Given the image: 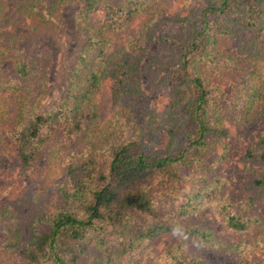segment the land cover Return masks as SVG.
I'll use <instances>...</instances> for the list:
<instances>
[{"label": "trees", "instance_id": "1", "mask_svg": "<svg viewBox=\"0 0 264 264\" xmlns=\"http://www.w3.org/2000/svg\"><path fill=\"white\" fill-rule=\"evenodd\" d=\"M36 1V14H42L39 5L43 4L44 9L47 3ZM74 1L86 2L77 23L88 38L70 77L66 92L68 100H62L64 108L41 107L39 103L44 91L31 89V92L24 81L15 85L12 79L13 89L7 87L0 93V165L6 152H13L23 169H33L43 147L48 145L49 159L57 166L50 167L56 168L61 175V202L47 213L35 216L30 227V240L19 264H81L92 246L98 250L92 264H113L140 243L182 228L186 216L191 213L189 208L196 207L194 196L201 191L189 194L182 210L186 215L180 220L174 216L173 209L163 205L165 195H174L176 199L175 192L183 179L180 168L196 159L189 152L207 144L206 138L210 134L222 136L225 132L220 127L219 115L211 106L210 90L200 65L207 66L210 50L216 47L219 35L233 33L230 27L232 12L243 13L245 29L264 30V0H204L199 9H192L191 19L181 20L183 30L188 27L184 41L164 38L165 42L169 38L178 56L176 63L166 67V82L178 96L168 118L171 125L167 127L173 139L182 133L183 146L175 145L173 150L151 154L144 151L140 141L128 140L113 144L109 149L89 145L81 151L72 148L68 152L65 147H70L75 133L83 129L84 118L97 116L98 96L105 80H113V97L117 101L140 89L139 60L130 47L136 49L140 38H150V30L156 27L164 7L157 0L155 3L152 0H52L50 4L55 11L59 2ZM102 2H107L106 17L114 16L113 20L109 17L103 24L101 20L89 19L87 12ZM34 6L31 4L33 10ZM136 21L142 28L131 36L130 47L120 44L114 47L111 39L105 37L106 33L122 32ZM251 58L258 62L264 60L263 42L255 43ZM14 59L15 71L20 78L39 74L34 61H28L23 55ZM256 75L252 85L250 81L247 107L264 105V73L257 70ZM41 81L45 83L43 77ZM119 110L126 117L132 113L131 106L122 105ZM101 149H106L108 157H100ZM246 156L264 164V150L249 149ZM254 183L264 185V171ZM214 197L230 231H246L259 224L257 217L230 212L226 204L230 202L220 198L221 195ZM19 209L0 202V229L7 235L4 246L9 255L1 264H14L24 244ZM166 214L174 219H164ZM190 232H198L204 240L208 238L205 230ZM160 258L158 264H208L200 257L184 256L179 245L168 248Z\"/></svg>", "mask_w": 264, "mask_h": 264}, {"label": "rangeland", "instance_id": "2", "mask_svg": "<svg viewBox=\"0 0 264 264\" xmlns=\"http://www.w3.org/2000/svg\"><path fill=\"white\" fill-rule=\"evenodd\" d=\"M51 1L45 0L44 9L40 4L42 14H36V0H0V93L7 87L13 89L12 79L15 85L24 81L30 91H44L39 103L41 107H57L58 110L64 108L62 100L66 99L72 71L88 38L77 23L78 14L86 2H59L53 11ZM157 1L164 6L161 8L163 15L156 27L150 30V38H140L136 49L131 48L130 43L131 36L142 28L138 21L122 32L105 35L114 47L118 44L129 46L138 57L140 89L117 101L113 97V80H105L98 96L97 116L84 118L83 129L75 133L71 146L65 147L66 151L72 148L81 151L89 145L109 149L113 144L128 140L140 141L144 151L151 154L173 150L175 145L183 146L182 133L173 139L167 127L171 125L168 118L178 99L175 89L166 82V67L176 63L178 57L169 38L184 41L188 27L184 31L181 20L191 19L192 9H199L205 1ZM106 3H97L88 9V18L101 20V24L109 17L113 20L111 14L106 17ZM31 4H35V10ZM230 20L233 33L219 35L216 47L210 50L207 66L200 65L210 90L211 106L219 115L220 127L225 132L222 136L210 134L206 138L207 144L189 152V155L196 156L195 162L181 166L183 179L175 192L176 199L174 195H165L163 204L169 210L173 209L174 216L180 220L186 215L182 210L189 194L199 190L201 193L193 198L196 207L189 208L191 213L186 216L182 228L140 243L113 264H158L160 256L173 245H179L184 256L200 257L208 264L264 263V185L254 183L261 177L264 164L246 156L249 149L264 150V105L247 107L250 81L252 85L257 70L264 73V60L258 62L251 58L255 43H264V30L245 29L244 15L238 11L232 12ZM165 37H169L166 42ZM19 55L34 61L35 68L41 72L36 70L39 74L28 79L20 78L13 62ZM41 77L45 79L43 84ZM122 105L131 106L132 113L127 117L122 116L119 110ZM212 121L215 123V118ZM49 148L48 145L43 147L33 169H23L13 152H6L0 165V202L20 208L24 227V244L14 264L23 260L35 216L47 213L61 202V175L56 168L50 167L57 166L49 159ZM106 149L99 150L101 158L108 157ZM214 195H221L220 198L230 202L226 203L230 212L257 217L259 224L246 231H230L222 212H219L221 206L219 209L216 207ZM166 218L168 221L174 219L167 214ZM193 229L205 230L207 240L198 236V232L191 233ZM6 236L0 229V264L9 258L8 248L4 246ZM97 253V248L90 247L81 264H92Z\"/></svg>", "mask_w": 264, "mask_h": 264}]
</instances>
